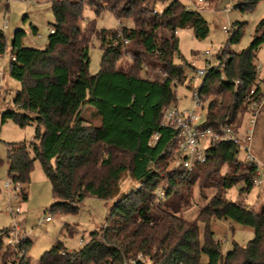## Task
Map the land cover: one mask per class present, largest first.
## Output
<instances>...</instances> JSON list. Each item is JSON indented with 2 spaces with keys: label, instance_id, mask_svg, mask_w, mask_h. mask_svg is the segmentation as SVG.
I'll return each mask as SVG.
<instances>
[{
  "label": "trees",
  "instance_id": "obj_1",
  "mask_svg": "<svg viewBox=\"0 0 264 264\" xmlns=\"http://www.w3.org/2000/svg\"><path fill=\"white\" fill-rule=\"evenodd\" d=\"M259 1L244 0L236 7L250 11ZM49 2L53 33L49 32L44 49L26 46L23 30H17L8 44L0 30V55L9 51V76L21 85L12 99L15 110L2 112L1 123L11 120L20 128L35 124L30 144H7L8 178L27 185L34 162L39 161L51 185L52 214H74L86 197L116 201L104 227L91 232L86 244L69 251L57 241L38 264H123L138 256L151 264H264V203L255 211L224 197L237 184L240 195L255 186L256 166L238 157L237 144L216 143L207 161L190 172L168 170L176 149V129L161 125L162 113L176 102L173 85L184 84L186 69H193L179 54L177 34L191 29L196 39H204L209 33L207 22L178 0L163 8L162 14L153 12L154 0ZM84 5L96 15L107 10L119 22L130 21L131 27L98 29L94 21L82 26ZM240 37L238 27L217 54L219 64L206 68L198 94L212 99L203 128L217 131L224 124L233 125L246 110L247 99L257 100L260 89L254 60L264 43V19L256 25L249 45L231 52L229 44H237ZM94 38L102 55L98 73L90 75L88 51ZM125 57L131 63L124 67L119 62ZM148 69L158 74L140 75ZM92 119H98V124ZM154 135L157 140L151 143ZM224 166L230 171L222 174ZM125 177L138 186L121 194ZM159 188L162 199L156 196ZM195 190L200 198H206L207 191L213 195L196 218L188 220L183 213L191 207ZM20 195L27 199L24 190ZM211 219L250 227L253 239L244 246L233 241L223 256L210 230ZM199 223L204 225L202 241ZM69 226L64 228L72 236L75 232ZM7 232L0 230V234ZM31 244L27 238L17 244L18 264H29ZM203 255L207 263H202Z\"/></svg>",
  "mask_w": 264,
  "mask_h": 264
},
{
  "label": "rangeland",
  "instance_id": "obj_2",
  "mask_svg": "<svg viewBox=\"0 0 264 264\" xmlns=\"http://www.w3.org/2000/svg\"><path fill=\"white\" fill-rule=\"evenodd\" d=\"M50 0H0V30L5 34L8 44L12 40L17 30H23V43L28 47L44 49L47 45V37L49 28L54 23L51 11ZM154 7L165 8L173 0H154ZM178 0L183 6L191 11L198 12L207 22L209 33L204 39H196L191 29H183L178 32L179 54L183 60L189 64H193L196 69H202L219 64L217 54L221 53V49L227 45L228 38L238 28H241L240 41L237 44H229L231 52H240L245 49L254 34V30L258 22L264 19V0H260L257 5L250 11L242 12L236 5L244 0ZM97 6L98 3H97ZM95 22L98 29L113 30L120 27H131V22L121 20L120 22L107 10L102 11L99 15L94 13L91 6L84 5L82 10V26L88 25L89 22ZM34 28L36 29L34 31ZM209 50V56H203L205 51ZM89 74L95 75L100 69L101 50L100 43L97 39H92L89 46ZM225 58V57H223ZM182 60V59H180ZM10 55L9 51L4 55H0V159L3 164L0 166V230H10L11 234H0V264L3 260L7 264H18L21 253L16 249L17 244L22 238L29 239L32 244L27 252L29 264H38L41 256L49 250L57 241H61L65 247L71 250H77L86 244L89 240L90 233L100 230L104 227L108 218L110 209L115 203L116 198L103 200L94 197H86L79 205L74 214H63L49 212L50 206L53 204L51 185L44 174L39 161H35L33 170L30 173L29 183L21 184V192L27 195V199L23 200L20 193L13 194L4 187L8 180L7 175V144L9 143H25L30 144L34 140L35 124L20 128L11 120L1 123V114L6 110H15L12 99L16 91L20 90L19 82L10 78L8 73ZM177 61V60H176ZM131 63L129 57L123 58L119 65L128 66ZM257 66V80L259 79L264 85V43L260 46L254 60ZM195 69H186L187 80L184 84L173 85V93L176 98V105L180 110L192 108V89L188 85L189 80L195 76ZM158 71L148 69L140 73L143 77L154 78ZM202 79H197L193 83V87L198 88ZM211 97L208 98L210 101ZM92 110V109H91ZM247 110V109H246ZM246 110L238 115V120L234 123L233 130L245 142L246 132L252 129L251 153L260 163L263 169L264 177V105L260 107L256 115V123L254 126L248 124V114ZM86 117L89 111L86 110ZM196 113L204 119L206 114V105L203 110L196 109ZM93 124H98V119L91 120ZM239 158L244 159L245 153L240 150ZM172 158L168 161V170L171 168ZM230 171V168L224 166L222 174ZM240 173V170L238 171ZM238 173V174H239ZM264 181V178H263ZM138 185L135 181L128 177L123 179L120 187V193L136 188ZM162 187V186H161ZM241 185L237 184L228 189L224 193V197L231 202H242L248 208L259 211L264 203V182L261 185L253 186L250 193L240 195L239 189ZM213 195L212 191L206 192V198H200L195 190L193 194V202L190 208L184 213L183 217L188 220H194L198 211L208 202ZM9 208L13 210L10 213ZM15 208H19L15 212ZM155 217L158 216L156 211L153 212ZM46 217H50V221H45ZM68 224L69 230L75 232L70 236L65 225ZM200 241L203 238L204 225L198 224ZM14 229H16L14 231ZM210 230L215 240L219 241L222 247L223 256L232 248L233 241L238 245H246L248 241L253 239V230L250 227L239 225L231 220L211 219ZM82 239V242L79 241ZM4 258V259H3ZM202 263H207V257L202 256Z\"/></svg>",
  "mask_w": 264,
  "mask_h": 264
},
{
  "label": "built area",
  "instance_id": "obj_3",
  "mask_svg": "<svg viewBox=\"0 0 264 264\" xmlns=\"http://www.w3.org/2000/svg\"><path fill=\"white\" fill-rule=\"evenodd\" d=\"M8 2L9 0H5ZM32 2L33 0H28ZM199 3L204 0H197ZM191 3L193 1L191 0ZM194 4V3H193ZM154 13L162 14L163 10L157 8L155 5ZM50 33H53V29H49ZM209 50L205 51L204 57L209 56ZM193 66V64H191ZM211 65L208 64V67ZM195 69V76L189 80V88L192 89V108L180 110L176 105L171 104L167 106L162 113L161 125L163 126H173L176 129L175 136L173 138V144H175L176 149L173 155L172 166L171 168L178 171L187 173L190 172L195 166L204 164L208 157L212 154V150L216 143L220 142H232L239 146L240 150L245 153L244 160L250 162L256 166V175L253 179L254 185H261L263 181V169L251 153L250 145L252 138V129H249L246 132L245 142L243 143L240 137L233 130L231 124H224L219 127L217 131L210 128H203L201 125L204 122V119L201 118L200 114L196 113V109L203 110L204 105L209 102L208 98H201L198 94V88L192 86L197 79H203L206 74V68ZM258 67L256 66V73L258 72ZM257 75V74H256ZM1 76V73H0ZM202 83V82H201ZM256 85L259 86V93L257 95V100H252L251 98L247 99L246 113L248 114V124L252 127L254 126L256 115L261 106L264 105V85L256 76ZM250 95L254 94V86L250 90ZM157 140V136L152 137L151 143ZM4 187L9 190L13 196L18 195L21 192V184L13 183L11 179L5 182ZM156 196L158 199L163 198L162 188L157 189ZM10 213H13V210L9 208ZM19 208H15V212H18ZM45 221H50V217H46ZM16 229H14L15 231ZM10 235L11 232L8 230L6 235ZM82 242V239L79 241ZM136 261L142 262V264H151L147 259H143L141 256H138L136 260L124 261L123 264H135Z\"/></svg>",
  "mask_w": 264,
  "mask_h": 264
},
{
  "label": "crops",
  "instance_id": "obj_4",
  "mask_svg": "<svg viewBox=\"0 0 264 264\" xmlns=\"http://www.w3.org/2000/svg\"><path fill=\"white\" fill-rule=\"evenodd\" d=\"M256 119H257V118H256ZM255 123H256V120H255ZM255 123H254V124H255ZM252 133H253V132H252ZM252 230H253V229H252ZM241 246H244V245H241Z\"/></svg>",
  "mask_w": 264,
  "mask_h": 264
},
{
  "label": "water",
  "instance_id": "obj_5",
  "mask_svg": "<svg viewBox=\"0 0 264 264\" xmlns=\"http://www.w3.org/2000/svg\"><path fill=\"white\" fill-rule=\"evenodd\" d=\"M10 44H12V40L10 41Z\"/></svg>",
  "mask_w": 264,
  "mask_h": 264
}]
</instances>
